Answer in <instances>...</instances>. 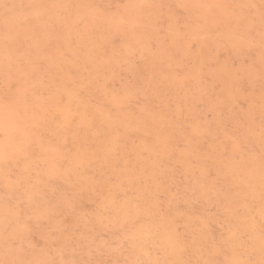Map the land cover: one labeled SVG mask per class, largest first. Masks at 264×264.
<instances>
[{
	"label": "clouds",
	"instance_id": "obj_1",
	"mask_svg": "<svg viewBox=\"0 0 264 264\" xmlns=\"http://www.w3.org/2000/svg\"><path fill=\"white\" fill-rule=\"evenodd\" d=\"M0 264H264V0H0Z\"/></svg>",
	"mask_w": 264,
	"mask_h": 264
}]
</instances>
